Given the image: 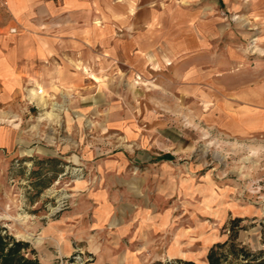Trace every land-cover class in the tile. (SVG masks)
Segmentation results:
<instances>
[{"label":"rangeland","instance_id":"374dc122","mask_svg":"<svg viewBox=\"0 0 264 264\" xmlns=\"http://www.w3.org/2000/svg\"><path fill=\"white\" fill-rule=\"evenodd\" d=\"M255 50L251 48L250 54ZM91 62L96 66L98 61ZM246 62L264 68V56L251 55ZM159 70L122 74L121 83L106 90L108 99L102 106L79 103L83 95L92 98L93 85L46 91L39 83L34 86L36 78L30 76L21 89L0 90V226L27 241L35 252L36 248L52 252L55 257L40 256L43 264L72 256L77 264L92 261L84 241L73 240V252L62 255L43 230L76 208L91 217L100 203L91 192L107 182L117 186L115 171L108 168L113 164L132 165L122 172L129 178L144 175L145 184L135 180L133 185L148 190L142 197L148 198L149 210L166 215L163 234L158 230L153 234L152 262L161 261L155 260L160 255L163 264H172L181 258L164 257V251L186 246L199 256L183 260L205 263L203 252L226 238L224 225L235 217L243 226L238 240L253 250L264 247V133L241 139L221 132L213 127L207 85L194 91L191 84L178 85L167 70ZM167 131L182 135V145ZM137 150L144 160L136 158ZM165 152L173 159L156 160ZM153 161L157 165L151 169L147 163ZM160 173L169 181H154L152 176ZM164 186L167 191L158 203L156 190ZM122 198L112 205H142L134 196ZM98 221L91 225L97 232L89 245L99 258L115 259L120 253L97 251L102 240Z\"/></svg>","mask_w":264,"mask_h":264},{"label":"crops","instance_id":"0c3cea01","mask_svg":"<svg viewBox=\"0 0 264 264\" xmlns=\"http://www.w3.org/2000/svg\"><path fill=\"white\" fill-rule=\"evenodd\" d=\"M254 47L255 55L249 52ZM251 55L264 56V0H0V90L4 91L21 89L30 83V76L36 78L34 86L39 83L46 91L85 90L93 85L92 98L83 95L79 103L102 106L108 99L106 90L111 84L115 89L122 74L138 76L162 68L178 85L191 84L194 91L207 85L213 127L244 139L264 133V68L249 66L246 59ZM95 59L96 66L91 62ZM165 134L182 145L179 133ZM135 153L144 160L140 151ZM158 156L156 160H165ZM147 164L151 169L157 165ZM128 166L132 169L130 164L108 166L115 171L117 186L107 182L91 192L100 202L91 217L76 208L43 230L62 255L73 252L72 241L77 240L84 241L85 250L93 256L89 264L154 260L149 253L153 234L155 230L163 234L166 215L149 210L148 198L142 197L148 190L133 185L135 180L145 184L148 179L144 175L129 178L122 173ZM133 168L138 170L135 164ZM152 178L169 181L166 173ZM164 190L166 186L156 190L158 203ZM127 195L142 205H112ZM96 220L102 230L97 251L120 253L115 259L99 258L89 245L97 232L91 226ZM184 247L168 248L164 257L199 256ZM134 252L138 254L133 256ZM36 255L39 260L40 256L55 257L38 248ZM155 260L162 258L157 255Z\"/></svg>","mask_w":264,"mask_h":264},{"label":"trees","instance_id":"16d2710c","mask_svg":"<svg viewBox=\"0 0 264 264\" xmlns=\"http://www.w3.org/2000/svg\"><path fill=\"white\" fill-rule=\"evenodd\" d=\"M159 159L170 160L173 156L162 153ZM40 169V168H39ZM39 171V170H38ZM241 218L235 217L225 223L227 232L225 239L214 242L206 253V262L203 264H264V247L253 250L238 240ZM66 260L71 261V258ZM56 264L58 260L55 261ZM0 264H42L36 252L27 241L16 239L7 230L0 226ZM111 264V263H103ZM151 264H163L154 261ZM172 264H201L192 260L177 259Z\"/></svg>","mask_w":264,"mask_h":264},{"label":"built area","instance_id":"2783aa9c","mask_svg":"<svg viewBox=\"0 0 264 264\" xmlns=\"http://www.w3.org/2000/svg\"><path fill=\"white\" fill-rule=\"evenodd\" d=\"M10 32H15V29L11 28L10 29ZM70 258H71V261L66 260L67 258H59L58 259V263L59 264H77L76 263V257L75 256H72ZM81 264H84V262L81 263Z\"/></svg>","mask_w":264,"mask_h":264},{"label":"bare ground","instance_id":"6f19581e","mask_svg":"<svg viewBox=\"0 0 264 264\" xmlns=\"http://www.w3.org/2000/svg\"><path fill=\"white\" fill-rule=\"evenodd\" d=\"M42 89V88H41ZM43 90V89H42ZM40 92V91H39ZM180 251V250H179ZM179 253V252H178ZM183 254V253H182ZM101 256H104L102 253H101Z\"/></svg>","mask_w":264,"mask_h":264}]
</instances>
